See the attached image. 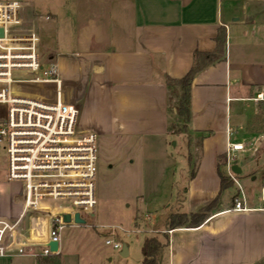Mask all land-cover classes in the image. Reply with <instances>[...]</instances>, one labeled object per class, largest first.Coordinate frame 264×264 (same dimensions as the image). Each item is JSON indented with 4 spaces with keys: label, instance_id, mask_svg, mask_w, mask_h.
Returning a JSON list of instances; mask_svg holds the SVG:
<instances>
[{
    "label": "crops",
    "instance_id": "obj_1",
    "mask_svg": "<svg viewBox=\"0 0 264 264\" xmlns=\"http://www.w3.org/2000/svg\"><path fill=\"white\" fill-rule=\"evenodd\" d=\"M48 2L46 20L61 47L50 60L66 81L68 100L79 106L81 132L121 150H134L144 140L186 138L185 162L167 158L148 186L154 211L163 212L162 225L151 231L168 238L159 264L263 263L264 151H251L241 162L239 152L232 153L231 167L241 172L226 189L218 166L227 161L229 143L264 139V102L253 101L264 90V0ZM35 16L25 8L22 24L37 23ZM32 28L27 31L38 33ZM199 54L212 55V61ZM195 64L204 67L191 84V118L185 133H173L166 80L182 79ZM9 184L0 189V218L16 220L23 185ZM242 195L246 210L235 211L234 200ZM217 199L199 227L168 228L172 214H194ZM20 234L15 240L31 245L28 251L40 252L48 241V235ZM0 264L37 260L12 254L0 256Z\"/></svg>",
    "mask_w": 264,
    "mask_h": 264
},
{
    "label": "built area",
    "instance_id": "obj_2",
    "mask_svg": "<svg viewBox=\"0 0 264 264\" xmlns=\"http://www.w3.org/2000/svg\"><path fill=\"white\" fill-rule=\"evenodd\" d=\"M21 27V4L1 1L0 147L7 158L6 177L23 185L24 201L16 220L0 218V256L49 257L55 253L47 244L58 243L60 252L61 232L71 225L63 221V214H71L73 219L78 213L85 220L84 215L94 212L97 138L79 130V106L68 100L66 81L57 64L42 61L38 33ZM253 101L264 102V90L257 92ZM245 149L244 143L228 146L226 170L234 183L238 181L231 167L232 153ZM233 209L246 210L243 195L234 200ZM29 212L49 217L48 241L40 252L28 251L31 245L15 240L24 237L19 227ZM30 233L42 238L34 228ZM106 245L123 248L111 238L106 239Z\"/></svg>",
    "mask_w": 264,
    "mask_h": 264
},
{
    "label": "rangeland",
    "instance_id": "obj_3",
    "mask_svg": "<svg viewBox=\"0 0 264 264\" xmlns=\"http://www.w3.org/2000/svg\"><path fill=\"white\" fill-rule=\"evenodd\" d=\"M1 1H18L24 6L21 13L25 8L29 12L36 13L37 23L33 24L30 20L28 25L22 24L21 29L27 31L35 26L40 38V55L44 63L49 62L51 54L56 50L61 51L60 40L58 41L54 31L53 33L49 30L52 21L46 20L51 4L49 0ZM177 101L178 96L172 97L171 105L176 104ZM96 143L97 161L94 179L96 206L93 215H84L85 224L67 225L62 230L60 263L142 264L144 240L156 235L151 230L160 228L163 214V212L156 213L150 204L152 197L149 198L147 193L149 183L158 176L159 165L167 158L175 159L178 163L185 162L186 138L179 135L169 138L167 143L163 140L154 142L144 140L134 150L129 148L121 150L118 146H109L99 138ZM245 146V151L236 153L240 158L238 162H241L242 157L249 156L251 151H264V139L253 138ZM130 160H134V163L130 164ZM6 175L7 158L0 147V189L11 187ZM149 175H151L150 181L147 178ZM158 196L164 197L166 194L162 193ZM149 212L154 215L152 221L145 225L144 220ZM48 221L49 217L46 213L29 212L19 231L26 234L34 228L42 238L46 237L49 231ZM137 222L143 224L141 228L137 226ZM113 228H116L115 234L111 235ZM108 238L120 242L122 246L127 245L130 249L128 257L121 256V249H113L112 246L106 245Z\"/></svg>",
    "mask_w": 264,
    "mask_h": 264
},
{
    "label": "trees",
    "instance_id": "obj_4",
    "mask_svg": "<svg viewBox=\"0 0 264 264\" xmlns=\"http://www.w3.org/2000/svg\"><path fill=\"white\" fill-rule=\"evenodd\" d=\"M197 56L209 58V62L212 55L199 54ZM203 65L195 64L189 71V73L182 79L175 80L168 78L166 85L168 89L169 97V113L173 117V121L169 126V131L173 133H185L187 125L191 118L190 101H191V84L194 76L203 68ZM178 96L176 104L171 105L172 97ZM222 165L218 166V173L221 180V188L226 189L230 187L234 182L228 176L225 171L226 162H222ZM218 199L210 205L204 207L200 211L194 214H172L168 219V228H195L202 225L217 208ZM168 245V238L163 235L147 237L144 240L142 247L143 262L142 264H159V259L164 248ZM60 254H55L49 257H36L37 264H60Z\"/></svg>",
    "mask_w": 264,
    "mask_h": 264
},
{
    "label": "water",
    "instance_id": "obj_5",
    "mask_svg": "<svg viewBox=\"0 0 264 264\" xmlns=\"http://www.w3.org/2000/svg\"><path fill=\"white\" fill-rule=\"evenodd\" d=\"M3 35V30L0 29V36ZM232 170L233 172L238 175L241 171L238 169V170H235V167H232ZM63 218V221L66 223V224H76V225H83L85 224V220L83 218H81L80 214H75L73 216V219H72V216L71 214H63L62 216ZM47 246L50 248L51 252L55 253V254H59V244L56 243V242H49L47 244ZM121 256L122 257H128V247L127 245H123V248H122V251H121Z\"/></svg>",
    "mask_w": 264,
    "mask_h": 264
}]
</instances>
